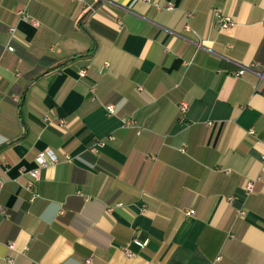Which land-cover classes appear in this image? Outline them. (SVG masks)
Returning <instances> with one entry per match:
<instances>
[{
  "label": "crops",
  "instance_id": "1",
  "mask_svg": "<svg viewBox=\"0 0 264 264\" xmlns=\"http://www.w3.org/2000/svg\"><path fill=\"white\" fill-rule=\"evenodd\" d=\"M262 69L264 0H0V264H264Z\"/></svg>",
  "mask_w": 264,
  "mask_h": 264
},
{
  "label": "built area",
  "instance_id": "2",
  "mask_svg": "<svg viewBox=\"0 0 264 264\" xmlns=\"http://www.w3.org/2000/svg\"><path fill=\"white\" fill-rule=\"evenodd\" d=\"M167 7L168 8L171 7V4L169 3L167 5ZM20 13H21V15L23 17L31 18L28 10L21 11ZM187 16L188 17L191 16V13H188ZM31 19L35 23H37V20H35L34 18H31ZM216 21H217V24H218V26H219V28L221 30L231 28L235 24V21L233 20V18L231 16H229L227 14H222V13L217 14ZM187 26H188V24H186V27ZM7 48L9 50L13 49L12 46H8ZM242 73H243V70L240 69V70H238L236 72V75H240ZM258 74H259L260 78H264V69H262V71L259 72ZM138 89H141V87L138 86ZM187 107H188V104L185 101H182L179 104V118L178 119H179L180 122H183L185 120V112L187 110ZM105 109H106V112L108 114L115 113V108H114V105H112V104L106 105ZM43 120L47 124H51L52 122H55L56 126H58L59 128H65V127H67L69 125V121L66 118L53 117L50 114H46L44 116ZM121 121H122V126L134 127V124H133L132 120L127 118V117H121ZM208 124H211V122H208ZM248 133L250 135H253L254 134V129L250 128L248 130ZM108 138L109 139H113L114 137H113V135H110V136H108ZM98 144L103 145L104 144V140L98 141ZM184 149H185L184 147L181 148V150H184ZM90 150L92 152H95L96 151V147L92 146L90 148ZM69 158H70L69 155H65V159H69ZM35 161H36L37 166L29 171V174L31 176V180L29 182H27V184L25 185L26 189L29 192H31L30 201H32L37 196V193L33 191V186H34V183L40 179L41 169L44 168L45 166H47L48 164L56 163L57 161H59V158L52 150H45V151H40V152L37 153V155L35 156ZM3 183H4L3 180L0 179V190H1L2 186H3ZM252 187H253V180H247L246 183L243 186V191L247 194V193H249L252 190ZM235 198H236V196H230V197L227 198V201L230 203ZM237 211H238L239 215H243L245 213L244 209L241 208V207L238 208ZM0 214H3L5 216L7 215L6 208L1 203H0ZM184 214L187 215V216L193 215L194 214V209H188V210L185 211ZM131 243L134 244L137 247L142 248V247H145L148 244V240L147 239L141 240L137 236H135V237H133L131 239ZM12 245H13V243H10V246H12ZM123 252L127 256H132L133 255V252L131 251V249L128 246H125L123 248ZM10 260L11 259H9V261ZM85 263H90V259L88 258L87 260H85ZM153 264H157V263H153Z\"/></svg>",
  "mask_w": 264,
  "mask_h": 264
},
{
  "label": "trees",
  "instance_id": "3",
  "mask_svg": "<svg viewBox=\"0 0 264 264\" xmlns=\"http://www.w3.org/2000/svg\"><path fill=\"white\" fill-rule=\"evenodd\" d=\"M94 49H95V46H93V48H91L90 53H92L94 51Z\"/></svg>",
  "mask_w": 264,
  "mask_h": 264
}]
</instances>
